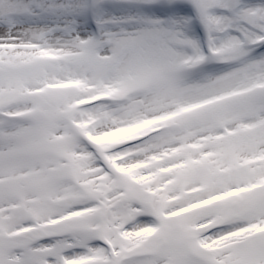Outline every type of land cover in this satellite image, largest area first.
<instances>
[{
    "label": "snow or ice",
    "instance_id": "snow-or-ice-1",
    "mask_svg": "<svg viewBox=\"0 0 264 264\" xmlns=\"http://www.w3.org/2000/svg\"><path fill=\"white\" fill-rule=\"evenodd\" d=\"M0 264H264V0H0Z\"/></svg>",
    "mask_w": 264,
    "mask_h": 264
}]
</instances>
